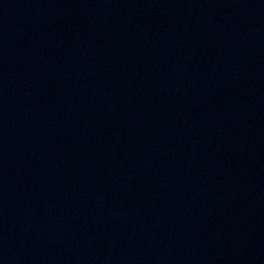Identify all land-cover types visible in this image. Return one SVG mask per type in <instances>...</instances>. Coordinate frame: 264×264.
Returning <instances> with one entry per match:
<instances>
[{"label": "water", "instance_id": "obj_1", "mask_svg": "<svg viewBox=\"0 0 264 264\" xmlns=\"http://www.w3.org/2000/svg\"><path fill=\"white\" fill-rule=\"evenodd\" d=\"M0 264H264V0H0Z\"/></svg>", "mask_w": 264, "mask_h": 264}]
</instances>
